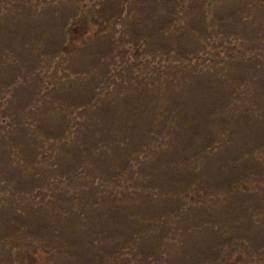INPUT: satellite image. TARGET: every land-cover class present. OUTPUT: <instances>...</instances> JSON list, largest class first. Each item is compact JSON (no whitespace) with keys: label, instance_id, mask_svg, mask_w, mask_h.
<instances>
[{"label":"rangeland","instance_id":"obj_1","mask_svg":"<svg viewBox=\"0 0 264 264\" xmlns=\"http://www.w3.org/2000/svg\"><path fill=\"white\" fill-rule=\"evenodd\" d=\"M0 264H264V0H0Z\"/></svg>","mask_w":264,"mask_h":264}]
</instances>
